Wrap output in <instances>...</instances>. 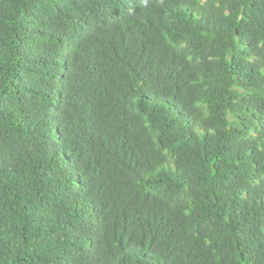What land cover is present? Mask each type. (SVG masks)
I'll list each match as a JSON object with an SVG mask.
<instances>
[{
    "label": "trees",
    "instance_id": "1",
    "mask_svg": "<svg viewBox=\"0 0 264 264\" xmlns=\"http://www.w3.org/2000/svg\"><path fill=\"white\" fill-rule=\"evenodd\" d=\"M0 264H264V0H0Z\"/></svg>",
    "mask_w": 264,
    "mask_h": 264
}]
</instances>
